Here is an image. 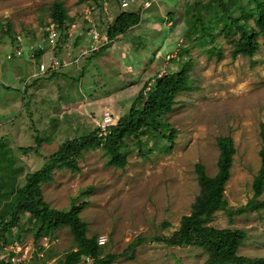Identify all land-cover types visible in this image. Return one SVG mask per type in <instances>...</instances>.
I'll list each match as a JSON object with an SVG mask.
<instances>
[{"label": "rangeland", "instance_id": "374dc122", "mask_svg": "<svg viewBox=\"0 0 264 264\" xmlns=\"http://www.w3.org/2000/svg\"><path fill=\"white\" fill-rule=\"evenodd\" d=\"M121 1L0 0V123L10 118V130L8 123L2 125L0 141L13 157L11 179L5 177L0 187V210L10 184L14 190L22 187L25 176L39 170L61 144L101 132L105 113L116 124L154 79L185 68L190 89L176 96L171 112L148 132L125 140L123 167L101 149L85 152L78 159V173L53 172L52 182L40 188L42 201L51 210L81 207L86 238L98 247L93 264H205V249L171 247L155 239L170 237L191 213L200 192L195 164L214 177L219 143L230 138L235 154L224 192L227 211L216 212L210 226L244 231L246 239L237 254L249 261L264 259V210L232 213L252 199L260 167L264 47L259 38L260 49L252 58L232 59L230 52L242 34L228 27L223 13L227 8L241 24L252 17L247 26L254 29L263 5L255 3L258 0H134L122 10ZM56 2L77 26L73 36L50 53L67 61L85 48L91 29L106 37L120 13H137L141 21L103 52L98 53L100 48L59 74L40 77L37 59L31 63L27 56L18 61L7 57L17 35L28 49L42 42ZM85 10L91 23L84 19ZM1 85L10 86V93ZM8 96L10 114L5 110ZM35 137L41 142L38 151ZM76 249L66 221L38 223L21 214L18 225L0 242V264H63Z\"/></svg>", "mask_w": 264, "mask_h": 264}, {"label": "trees", "instance_id": "16d2710c", "mask_svg": "<svg viewBox=\"0 0 264 264\" xmlns=\"http://www.w3.org/2000/svg\"><path fill=\"white\" fill-rule=\"evenodd\" d=\"M98 1L77 0L80 4ZM213 2L221 3L220 0H213ZM255 3L264 7V0H258ZM223 13L227 16L228 27L242 34V38L233 45L230 52L231 58L235 59L238 56L252 58L260 49L259 38L262 39L264 47V12L253 20L254 29L247 26V20L252 17H248L241 24L232 19L227 8H223ZM50 18L51 23L57 25L61 33L65 31L67 24L75 22L67 15V11L60 2L53 4ZM140 21V15L134 12H122L116 16L106 32L108 43L101 47L98 53L109 48L118 36L124 35L128 30L136 27ZM63 40H66V37ZM63 40L60 44L65 43ZM39 57L37 55L36 59L38 60ZM55 74L59 73H52L50 76ZM146 88L132 103L128 114L109 127L106 134L102 135L99 130H95L87 136L61 144L39 170L25 176V183L22 187L14 190L12 189L13 185L10 184V190L3 193L7 203L4 205V209L0 210V242L3 240L4 234L18 225L19 216L28 214L38 223L66 221L77 243V249L65 258L63 264H80L83 258L96 259L98 257L97 244L93 239L86 238V225L79 218L81 207L72 205L68 211L51 210L43 203L40 188L42 185L52 182V174L55 170L67 169L71 173H78V159L88 151L101 149L105 155L115 161L117 166L123 167L124 160L121 149L125 140L131 137L137 138L138 134H145L157 124L159 118L170 113L175 105L176 96L180 92L190 89V81L184 68L177 73L166 74L154 79L150 87L147 88L148 91H145ZM98 135H100L99 138ZM164 138L171 140L172 137ZM260 139L262 143L258 154L260 167L252 182L253 197L244 207L232 212L236 215L264 210V198L260 199L264 194V123L260 127ZM35 142V151H38L41 142L37 137H35ZM222 143L224 144L219 143L220 154L217 161V173L214 177L207 176L201 164L194 166L200 192L195 198L191 213L182 217L178 229L170 237L155 240L171 247H201L209 254L205 264H264V259L249 261L237 254L246 239L244 231L217 230L210 226L215 213L227 211L228 206L224 192L225 185L230 179L235 149L230 138ZM12 165L13 157L10 155V149L0 141V187L4 186L5 177L11 179L9 170ZM206 243L210 245V248L205 247ZM137 244L139 243H135V245Z\"/></svg>", "mask_w": 264, "mask_h": 264}, {"label": "built area", "instance_id": "2783aa9c", "mask_svg": "<svg viewBox=\"0 0 264 264\" xmlns=\"http://www.w3.org/2000/svg\"><path fill=\"white\" fill-rule=\"evenodd\" d=\"M134 4V0H122L121 1V9L125 10L129 8ZM149 3H145L144 8L148 7ZM84 19L91 23L90 20V12L88 10H85L84 12ZM65 31L62 33L60 32L57 25L50 23L48 27L45 29L44 39L42 42H40L38 45H36L32 51L30 52L27 57L30 62H34L36 59V56L38 53L46 54L49 52V54H46L42 56V59L38 60L37 64V75L40 77H44L46 75H51L52 73L58 72L60 69L68 68L72 64L77 63L78 59L80 57L86 56L87 54H92L94 52H97L101 47L107 44V38L100 36V34L94 30L91 29L89 32H87V41L85 44V48L81 50L78 54V56L73 59V61H67L64 58H56L54 57L51 51L55 50L60 46L61 40L66 37V39H70L73 34L75 33L77 26L75 22L67 24ZM23 50H24V40L23 37L20 35H17L14 38V51L13 53L7 57L8 60L12 59H19L23 57ZM35 50V51H34ZM113 120L109 113H105L102 118V123L99 125V128L103 134L107 131V128L113 126ZM80 264H93V260L89 257L83 258L80 262Z\"/></svg>", "mask_w": 264, "mask_h": 264}, {"label": "crops", "instance_id": "0c3cea01", "mask_svg": "<svg viewBox=\"0 0 264 264\" xmlns=\"http://www.w3.org/2000/svg\"><path fill=\"white\" fill-rule=\"evenodd\" d=\"M12 52H11V54L13 53V51H14V45L12 46ZM32 49L33 48H30V49H28L27 47L25 48V42H24V50H23V56H27L26 54L28 53H30V52H33L32 51ZM35 51V50H34ZM25 54V55H24ZM47 55L49 54L48 52L46 53ZM46 54H43V53H38V55L40 56L39 57V59H42V56L43 55H45L44 57H46ZM23 58H25V57H21V58H19V59H15V61H18V60H21V59H23ZM38 59V60H39ZM28 60V59H27ZM31 63H35V61L34 62H31ZM35 71H36V73H37V66H36V69H35ZM49 75H46V77H48ZM9 77H10V75H9ZM45 77V76H44ZM1 86H3V85H1ZM3 88H5V94H9L10 92H9V90H10V86H3ZM7 100H6V108H5V110L10 114V96H8V98H6ZM4 110V111H5ZM4 121V120H3ZM4 123H8V125L7 126H5V127H8V131L10 130V118H8L7 120L5 119V121L4 122H2V123H0V130H2V129H4L3 127H2V125H4ZM1 134V133H0Z\"/></svg>", "mask_w": 264, "mask_h": 264}]
</instances>
